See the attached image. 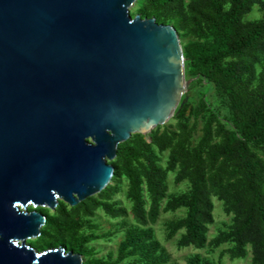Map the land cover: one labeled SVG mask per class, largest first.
I'll return each mask as SVG.
<instances>
[{"label": "water", "instance_id": "1", "mask_svg": "<svg viewBox=\"0 0 264 264\" xmlns=\"http://www.w3.org/2000/svg\"><path fill=\"white\" fill-rule=\"evenodd\" d=\"M133 0H0V264H80L36 251L45 215L100 192L131 133L172 114L185 83L173 28Z\"/></svg>", "mask_w": 264, "mask_h": 264}, {"label": "rangeland", "instance_id": "2", "mask_svg": "<svg viewBox=\"0 0 264 264\" xmlns=\"http://www.w3.org/2000/svg\"><path fill=\"white\" fill-rule=\"evenodd\" d=\"M224 1L225 7H227L228 0ZM128 10L132 17L138 15L141 19L151 18L158 24L173 28L182 56L185 88L172 114L166 121L156 125L148 132L131 133L127 139L128 145L142 152H145L146 147L149 146L157 158V165L165 171V193L159 203V214L156 220L147 225H140L135 221L131 212V201L127 197L128 184L123 175L110 178L104 188L107 189L105 194L101 195V190L74 206L68 205L62 199H57L54 209L28 204L25 208L20 207V210L26 212L35 210L50 216H57V210H61L68 215V219L80 220L82 225L71 228L68 232L69 236H94L86 244L92 250V256H80V264H85L88 259L106 261L109 264H143L138 254L117 262V248L127 230L147 227L152 230L153 241L156 244L155 254L162 258L163 264H187L189 259L195 255L201 258L203 264H254L252 263L253 244L264 238L261 224L256 217L244 233V255L237 257L230 255L229 250L234 245L232 241L219 245H215L213 242L219 232L227 231L236 222L243 220L248 207V197L237 208L227 209V204L222 196L223 189L236 181L243 183L244 177L242 174H232L230 172L233 167L232 163L224 165L223 157L220 156L212 161L209 154L217 151L224 143V133L219 126L237 133L231 119L229 100L213 83L198 75H192L189 69L188 53H194L211 43V38L204 30L207 24L205 3L196 2V0H179L175 5L166 6L159 4L157 0H133ZM262 21H264V10L258 4H255L249 12L242 16V24L246 27ZM233 61H237L241 67H247L250 63L248 56L242 58L228 56L222 60V64L225 66ZM241 83L245 96L257 95L260 97L264 94V53L258 55L257 60L252 62L250 68L241 74ZM184 100L189 104V110L183 118H177L176 113ZM200 101L205 104L204 110L201 113H195L194 109ZM208 111L214 113L216 122L213 124L211 138L202 154L204 176L200 196L202 208L209 210L211 221L206 224L201 247L181 246L178 241L183 229L171 233L169 226L183 218L184 208L165 210V205L172 197L184 196L189 191V176L180 179L179 173H190L192 170L193 154L201 140ZM248 146L253 155L252 164L264 179V137L257 142H248ZM176 149H181L185 156L177 162L175 167L169 169V157ZM114 159L108 163L110 164ZM244 186L245 184L242 188ZM260 191L264 194V185L260 186ZM88 198L95 199L96 205L87 209L86 211L89 213H86L78 205ZM142 199L143 208L147 210L149 198L144 185H142ZM97 203L110 204L114 209H122L123 212L112 215ZM63 218L60 217V219ZM36 239L37 237L28 238L25 243L38 252L50 248H63L66 252L71 251L61 244L39 246L36 244ZM259 253L258 264H264V247L259 250Z\"/></svg>", "mask_w": 264, "mask_h": 264}, {"label": "trees", "instance_id": "3", "mask_svg": "<svg viewBox=\"0 0 264 264\" xmlns=\"http://www.w3.org/2000/svg\"><path fill=\"white\" fill-rule=\"evenodd\" d=\"M157 1L161 5L171 6L179 0ZM196 2L205 3L207 24L204 30L211 38V43L194 53H188L189 69L192 75L205 78L226 95L232 112L231 119L237 130L235 133L219 126L224 133V143L217 151L210 152L209 157L212 161L220 156L223 157L224 165L232 163L233 167L230 171L232 174H242L244 177L243 183L236 181L223 189L222 196L227 209L237 208L248 197V207L243 220L236 222L229 230L219 232L213 242L219 245L232 241L234 245L229 252L232 257H237L245 253L244 233L252 225L255 217L261 224L264 234V194L260 191V186L264 185V179L252 164L253 155L248 146V142H257L264 137V94L260 97L245 96L241 83V74L250 68L258 55L264 53V21L246 27L242 24V16L255 4L260 5L264 10V0H228L227 7L224 0H196ZM228 56L235 58L248 56L250 63L247 67H241L237 61H233L224 66L222 60ZM204 106V102L200 101L194 112H203ZM188 110L189 104L184 100L176 117L183 118ZM215 122L214 113L208 111L201 140L193 154L192 170L190 173H179L180 179L189 176V191L184 196L172 197L165 205V210L184 208L183 218L169 226L171 233L183 229L178 241L181 246L201 247L206 224L211 221L209 210L202 208L200 194L204 176L202 154L211 138ZM127 143L126 140L117 146L115 159L110 163L113 168L111 178L118 175L125 177L128 184L127 197L131 201L133 217L138 224L147 225L154 222L159 214V203L165 193V171L157 165V158L149 146L146 147L145 152H142ZM184 156L185 153L181 149L173 151L168 160V168L175 167ZM142 185L145 186L149 198L147 210L143 208ZM106 190H102L100 194H105ZM95 205V199L88 198L78 207L86 211ZM98 205L112 215L123 212L122 209H114L107 203ZM86 213L89 212L86 211ZM44 215L45 221L36 239L37 245L61 244L82 257L92 256V250L86 244L94 238L93 235L69 236L68 234L71 228L82 225L80 220L68 219V215L61 210H57V216ZM61 216L64 218L60 219ZM263 247L264 238L253 244L252 263H259V250ZM155 252L156 244L153 241L152 230L148 227L131 228L127 230L118 245L117 262L138 254L143 264H163L162 258ZM89 263L109 264L95 259H88L85 264ZM187 264L203 263L201 258L195 255Z\"/></svg>", "mask_w": 264, "mask_h": 264}]
</instances>
